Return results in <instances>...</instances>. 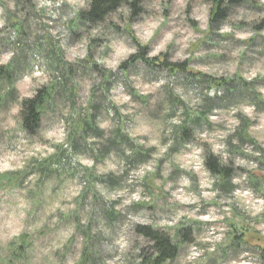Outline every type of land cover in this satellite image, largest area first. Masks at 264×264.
<instances>
[{
	"label": "clouds",
	"instance_id": "obj_1",
	"mask_svg": "<svg viewBox=\"0 0 264 264\" xmlns=\"http://www.w3.org/2000/svg\"><path fill=\"white\" fill-rule=\"evenodd\" d=\"M0 264H264V0H0Z\"/></svg>",
	"mask_w": 264,
	"mask_h": 264
},
{
	"label": "trees",
	"instance_id": "obj_2",
	"mask_svg": "<svg viewBox=\"0 0 264 264\" xmlns=\"http://www.w3.org/2000/svg\"><path fill=\"white\" fill-rule=\"evenodd\" d=\"M101 2L103 3V2H104V0H101Z\"/></svg>",
	"mask_w": 264,
	"mask_h": 264
}]
</instances>
